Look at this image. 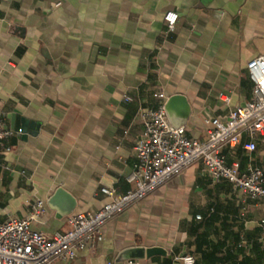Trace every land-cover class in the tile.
<instances>
[{"label": "crops", "instance_id": "obj_1", "mask_svg": "<svg viewBox=\"0 0 264 264\" xmlns=\"http://www.w3.org/2000/svg\"><path fill=\"white\" fill-rule=\"evenodd\" d=\"M177 14L173 30L164 16ZM264 55V0H0V112L17 133L0 150V222L26 218L45 202L33 229L67 231L48 205L58 188L95 212L119 194L144 133L138 114L154 98L186 97V134L203 141L217 118L251 99L247 65ZM129 101L125 100V97ZM168 100V99H167ZM245 142L249 141L246 137ZM248 153L227 146V164L264 173V143ZM130 248L165 254L137 264H264V205L196 162L128 207L67 264H127ZM57 264H66L58 261Z\"/></svg>", "mask_w": 264, "mask_h": 264}, {"label": "built area", "instance_id": "obj_2", "mask_svg": "<svg viewBox=\"0 0 264 264\" xmlns=\"http://www.w3.org/2000/svg\"><path fill=\"white\" fill-rule=\"evenodd\" d=\"M177 17L172 12L165 14L169 30L174 29ZM247 69L253 82L251 99L232 110L225 122L217 118L210 120L211 129L203 141L190 138L185 127L176 128L171 124L165 110L168 98L156 92L154 98L158 107L141 109L138 114L144 133L135 145L137 162L127 178L130 189L119 194L113 188H102L100 192L109 198L108 203L95 212L71 214L68 217L70 228L52 237L33 229V222L46 210L45 202L38 200L28 217L0 222V264H57L58 261L67 264L88 243L103 240V227L107 222L196 162L203 164L207 175L215 182L227 180L247 199L261 201L264 205L263 171L254 166L242 169L238 162L228 165L222 153L227 146L239 145L253 153L257 150L255 140L264 143V55L251 60ZM125 100L129 98L126 96ZM16 133L7 126L5 115L0 112V150L11 151L6 141ZM195 262L196 257L191 254L173 257V264ZM127 264L137 263L130 259Z\"/></svg>", "mask_w": 264, "mask_h": 264}, {"label": "water", "instance_id": "obj_3", "mask_svg": "<svg viewBox=\"0 0 264 264\" xmlns=\"http://www.w3.org/2000/svg\"><path fill=\"white\" fill-rule=\"evenodd\" d=\"M165 110L171 124L176 127H183L191 115V109L185 96L174 95L168 98ZM48 205L57 212L59 218L71 215L76 206V199L65 189L58 188L54 195L49 199ZM157 254H165L161 248H130L123 252L125 259H144Z\"/></svg>", "mask_w": 264, "mask_h": 264}]
</instances>
